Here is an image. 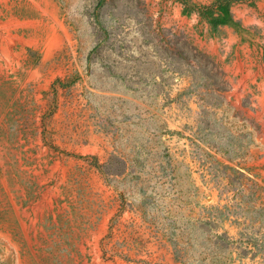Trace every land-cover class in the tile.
Segmentation results:
<instances>
[{
    "label": "rangeland",
    "instance_id": "rangeland-1",
    "mask_svg": "<svg viewBox=\"0 0 264 264\" xmlns=\"http://www.w3.org/2000/svg\"><path fill=\"white\" fill-rule=\"evenodd\" d=\"M0 264H264V0H0Z\"/></svg>",
    "mask_w": 264,
    "mask_h": 264
}]
</instances>
